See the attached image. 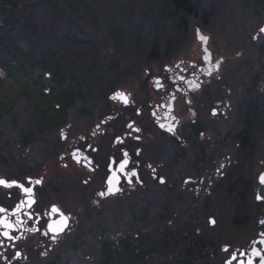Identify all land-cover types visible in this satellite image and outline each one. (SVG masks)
Returning a JSON list of instances; mask_svg holds the SVG:
<instances>
[{
    "label": "flooded vegetation",
    "instance_id": "1",
    "mask_svg": "<svg viewBox=\"0 0 264 264\" xmlns=\"http://www.w3.org/2000/svg\"><path fill=\"white\" fill-rule=\"evenodd\" d=\"M186 31L102 82L92 68L90 75L68 68L93 77L82 92L92 99L80 95L75 75L65 79L62 65L43 76L56 88L55 104L51 86L40 94L50 109L28 112L27 87L16 92L24 113L14 114L20 125L9 144H0V264L58 246L95 197L111 211H131L138 223L144 202L163 209L157 224L110 241L170 238L158 241V264H264V112L247 111L244 98H226L225 73L235 56L209 33L198 40L188 24ZM18 68L10 80L32 86L31 70L41 67ZM65 82L76 89L66 90ZM34 118L44 128H34ZM183 197L185 252L174 240L180 222L172 207Z\"/></svg>",
    "mask_w": 264,
    "mask_h": 264
},
{
    "label": "rangeland",
    "instance_id": "2",
    "mask_svg": "<svg viewBox=\"0 0 264 264\" xmlns=\"http://www.w3.org/2000/svg\"><path fill=\"white\" fill-rule=\"evenodd\" d=\"M190 2L196 6V17L184 12L174 15L166 0H52L38 2L23 14L15 13L12 20H0V62L7 69L0 66V144L10 143L15 125H20L14 114L24 113L25 100H18L16 92L27 87L31 113L50 109L45 105L47 99L40 98L45 88L51 86L49 98L52 104L57 102L56 88L43 78L45 72L55 68L42 70L38 62L44 57L64 67L65 79L75 75L74 69H68L74 67L88 75L96 71L97 81L102 82L109 71H117L122 65L132 69L156 45L182 33L181 19L188 24V32L194 34L195 26L200 27L227 50L228 56H235L234 65L230 67L228 63L230 69L225 73L226 98H244L247 111L264 112V0ZM33 65L41 68L31 70L32 86L28 84L30 80L20 79L17 84L10 80V73L19 71L18 67L26 70ZM75 78L80 90L86 89L84 80L93 81L92 76L77 74ZM82 96L89 100L95 94ZM36 119L33 127L44 128ZM180 189L186 192L185 187ZM92 203L97 205L81 212L58 246L46 254L31 253L24 262L16 264H100L104 242L114 241L128 229L152 227L163 213L153 202H144L138 211L140 215L144 213V221L138 223L131 220V211H111L107 200L95 197ZM186 204V197L172 201L174 212L179 215V228L186 223ZM130 209L134 213L139 210L134 206Z\"/></svg>",
    "mask_w": 264,
    "mask_h": 264
},
{
    "label": "trees",
    "instance_id": "3",
    "mask_svg": "<svg viewBox=\"0 0 264 264\" xmlns=\"http://www.w3.org/2000/svg\"><path fill=\"white\" fill-rule=\"evenodd\" d=\"M167 3L170 4L171 10L174 15L176 13L184 12L186 14H190L191 16L196 17L197 16V10L196 6L190 2V0H166ZM46 3V2H52V0H0V20H4L5 22L8 21L7 18L12 20V17L15 13L23 14L25 11H29L31 7H33L36 3ZM51 5V4H50ZM52 6V5H51ZM182 20V24L179 26L181 27V31H186V22ZM44 59H47V57H44ZM42 59L38 63L43 67L42 70H47L49 67L54 66L55 70L53 71L56 75L59 72L56 69V66H58L57 63H51L48 60ZM53 64V65H52ZM0 66L2 68L6 69V65L0 62ZM55 81H58L57 78H55ZM64 88L66 90L74 91V88L72 84L66 83ZM81 94L83 95V90H80ZM258 112V111H256ZM179 226V225H178ZM176 227V231L174 234V240L176 242H179L182 240L181 246L183 247L182 250L185 249L184 245V238L179 239V236H181V232L179 227ZM149 234H146L143 239H135L137 245H128L123 246L121 245H114L110 242H104L102 245V254H101V260L100 264H158V258H159V249L163 245H160L158 241L166 240L167 238H160L159 240L155 238L154 236H148ZM170 241V238L167 239ZM160 246H159V245ZM136 249L138 251H136ZM185 252V250H184ZM153 254L157 255V261L154 260L153 262H147L145 259L146 256H152ZM161 264H172V263H161ZM177 264H185V263H177Z\"/></svg>",
    "mask_w": 264,
    "mask_h": 264
},
{
    "label": "water",
    "instance_id": "4",
    "mask_svg": "<svg viewBox=\"0 0 264 264\" xmlns=\"http://www.w3.org/2000/svg\"><path fill=\"white\" fill-rule=\"evenodd\" d=\"M195 32H196V37H197V39H198V40H202V38H201V31L199 30V28H197ZM109 182H110V181H109ZM3 184H4V183H3ZM51 231H53V230H51Z\"/></svg>",
    "mask_w": 264,
    "mask_h": 264
},
{
    "label": "snow or ice",
    "instance_id": "5",
    "mask_svg": "<svg viewBox=\"0 0 264 264\" xmlns=\"http://www.w3.org/2000/svg\"><path fill=\"white\" fill-rule=\"evenodd\" d=\"M262 31H264V29H262ZM261 181L264 182V177L261 178ZM0 183H5V182L4 181H0ZM53 211H57V209L53 208ZM6 226H9L10 227V225H6ZM5 235H7V233H5Z\"/></svg>",
    "mask_w": 264,
    "mask_h": 264
}]
</instances>
